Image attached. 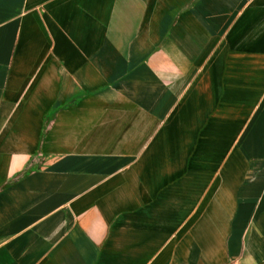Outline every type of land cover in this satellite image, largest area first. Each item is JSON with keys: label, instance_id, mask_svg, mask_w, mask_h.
Masks as SVG:
<instances>
[{"label": "crops", "instance_id": "crops-1", "mask_svg": "<svg viewBox=\"0 0 264 264\" xmlns=\"http://www.w3.org/2000/svg\"><path fill=\"white\" fill-rule=\"evenodd\" d=\"M0 264H264V0H0Z\"/></svg>", "mask_w": 264, "mask_h": 264}]
</instances>
